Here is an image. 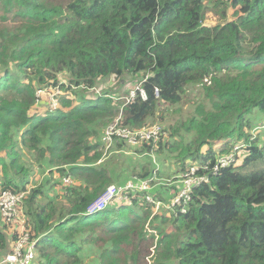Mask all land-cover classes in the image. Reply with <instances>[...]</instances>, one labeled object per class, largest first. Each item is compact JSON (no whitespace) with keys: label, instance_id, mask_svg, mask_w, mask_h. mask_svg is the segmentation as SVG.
Instances as JSON below:
<instances>
[{"label":"trees","instance_id":"obj_1","mask_svg":"<svg viewBox=\"0 0 264 264\" xmlns=\"http://www.w3.org/2000/svg\"><path fill=\"white\" fill-rule=\"evenodd\" d=\"M208 13L220 23L204 27ZM111 80L130 87L100 92ZM137 86L145 100L129 98ZM55 90L59 107L34 112ZM118 116L166 136L127 162L115 137L105 158ZM263 132L264 0H0V195L25 194L30 264H146L151 248L154 264H264ZM206 165L173 206L180 178ZM134 178L151 188L86 215ZM17 228L0 212V260Z\"/></svg>","mask_w":264,"mask_h":264},{"label":"built area","instance_id":"obj_2","mask_svg":"<svg viewBox=\"0 0 264 264\" xmlns=\"http://www.w3.org/2000/svg\"><path fill=\"white\" fill-rule=\"evenodd\" d=\"M136 92H139V96L145 100L146 95L144 91L137 86L130 94V99L136 96ZM41 94V92H39ZM154 94L158 96V91L155 90ZM55 97V94H52ZM129 99V100H130ZM54 103V102H53ZM56 105V104H55ZM54 109H50V112H54ZM119 118L115 121L114 124L109 126L103 136V141L109 145L113 142L114 138H118L124 146H138L141 143L158 142L162 137L166 136L164 129L160 125H152L145 127L141 130L131 131L127 129H122L118 127ZM239 147L234 149V152L238 151ZM235 162L234 153L220 158L217 161L216 166L214 167V173H216L220 168H226ZM207 170L208 165L203 168L193 167L190 169V172L183 176L182 180V189L179 195L174 199L172 205H182L189 200L190 190L207 181L206 176H197L196 172L199 173L200 170ZM65 183H69V180H65ZM150 189V180L148 181H139L128 182L124 186H108L106 190L101 194V196L92 203L87 209V216H93L104 211L110 204L115 200H119L120 196H123V193L127 191L133 192H146ZM25 194L20 193L18 195H12L10 193H3L0 195V212L4 219L11 224L19 226V237L18 240L14 243L12 252L7 254L0 264H30L34 260V247L35 242H31L29 235L23 232L24 229V220L20 216V211L18 209L21 200ZM124 197V196H123ZM124 199V198H123ZM122 199V200H123ZM121 200V201H122ZM146 200L152 204V199L146 197ZM159 206V204H156Z\"/></svg>","mask_w":264,"mask_h":264},{"label":"rangeland","instance_id":"obj_3","mask_svg":"<svg viewBox=\"0 0 264 264\" xmlns=\"http://www.w3.org/2000/svg\"><path fill=\"white\" fill-rule=\"evenodd\" d=\"M220 22L217 20V18L216 17H214L211 13H208L207 15H206V18H205V21H204V27H214V26H216L217 24H219ZM119 82L118 81H106V82H103L102 83V86H100L99 88H100V92L102 91V90H107V91H111V92H113V94H118V95H120V94H123L124 93V91L125 90H127L126 88H128V87H130V84H126V85H124V87L123 86H120L119 84H118ZM53 94H55V97H53L52 96V94L49 92V94H44V93H41L40 95H41V98L43 99V100H45V103L44 104H40L39 106H37V108H36V110L34 111V112H36V111H39V113L40 114H42L43 112L45 113V111H47V110H50V109H54L55 107H56V109L59 107V105H60V103H59V99L57 98L58 97V95L59 94H61V91H59V90H55V91H53ZM190 97H191V99H194L195 98V93H191V95H190ZM54 102V103H53ZM56 104V105H55ZM189 113H190V110H188L187 108H185L184 109V115L185 116H187V115H189ZM118 118H119V116L113 121V123L112 124H114L115 123V121L116 120H118ZM120 119V118H119ZM111 124V125H112ZM111 125H109V126H111ZM152 125H160L159 123H153V124H150V125H148V127L149 126H152ZM109 126H107L106 127V129L109 127ZM161 127L163 126L162 124L160 125ZM163 128V127H162ZM105 129V130H106ZM262 128H259V129H257V130H255L254 131V137H256L257 136V134H258V132L261 130ZM104 130V131H105ZM262 140H264V132L262 133ZM112 144H109V145H106L105 146V148L103 149V155H106V157L105 158H107V157H109V153H108V149H109V147L111 146ZM123 146V158H125V160H126V162L128 161V158H130V157H132L133 155H132V147H136L137 148V146H124V145H122ZM105 160V159H104ZM33 179H37V175H33ZM135 178L132 180V181H130V182H135ZM182 180H183V176L180 178V183L182 184ZM128 182H124V183H122L121 185H120V187L121 186H124L125 184H127ZM109 186H117V185H115V184H111V185H109ZM32 187V185H30L29 187H28V191H29V189ZM119 187V186H118ZM151 188V187H150ZM124 198V199H123ZM123 199V200H122ZM121 200L122 201H125L126 200V198L125 197H123V196H120V199L119 200H116V202L118 203V202H121ZM125 203H128V202H125ZM161 211V209L159 210V206H155V209H154V214H156V213H159ZM18 228H19V226H18ZM151 254H150V256L149 257H147L146 258V264H154V261L151 259L152 258V256H153V251H154V249L153 248H151Z\"/></svg>","mask_w":264,"mask_h":264}]
</instances>
